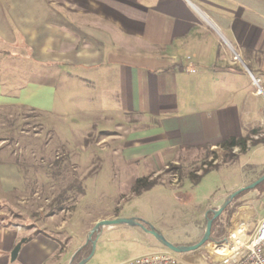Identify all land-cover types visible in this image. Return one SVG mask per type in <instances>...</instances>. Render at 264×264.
<instances>
[{"label": "crops", "instance_id": "0c3cea01", "mask_svg": "<svg viewBox=\"0 0 264 264\" xmlns=\"http://www.w3.org/2000/svg\"><path fill=\"white\" fill-rule=\"evenodd\" d=\"M224 44L238 54L236 61ZM59 94L81 96L75 111L87 119L96 112L105 122L96 144H109L125 164L149 174L179 152L217 148L257 129L251 138L262 141L234 153L239 181L210 212L264 173V0H0V111L52 114L63 108ZM106 94L112 101L90 98ZM7 157L0 150L1 201L25 190L21 170ZM256 186L238 199L232 222L257 224L264 215V183ZM23 229L0 219V264H67L71 253L63 250L75 239L71 231L57 251L59 239L35 226Z\"/></svg>", "mask_w": 264, "mask_h": 264}, {"label": "rangeland", "instance_id": "374dc122", "mask_svg": "<svg viewBox=\"0 0 264 264\" xmlns=\"http://www.w3.org/2000/svg\"><path fill=\"white\" fill-rule=\"evenodd\" d=\"M224 49L236 61L233 48L224 44ZM90 98L101 104L112 101L113 96L91 95ZM57 100L63 108L52 114L39 116L26 108L0 111V150L9 155L6 159L14 162L15 158L19 159L25 185L21 194L0 199V217L30 232L33 229L27 225L31 223L38 229L36 232L59 239L57 251L68 243L70 236L64 235L71 231L75 239L63 250L66 256L71 253L67 264L89 240L90 246L80 252L75 264L87 256L83 264H120L140 255L169 250L142 227L124 223L103 225L89 239L88 232L94 223L104 219L98 217L111 214L140 219L172 244H193L204 231L206 216L212 217L207 212L210 204L239 181L238 159H223L219 147L179 152L174 162H167L156 174H149L148 169L138 165L125 164L109 144L106 149L103 143L96 144L97 130L104 128L100 125L105 122L96 112L93 113L96 118L87 119L82 117L87 114L75 111L83 105L81 96L59 94ZM238 152V148L232 149V153ZM214 164L218 166L216 169L212 168ZM168 165L179 166L180 170L167 171ZM226 165L234 169L225 172L222 169ZM206 167L210 170L198 183H192L188 174L191 171L199 174ZM143 175L157 177L158 183L136 194L132 191L133 183ZM53 210L56 216L49 218L48 213ZM226 214L220 215L222 222ZM61 219L66 221L63 228L59 226ZM246 222L252 231L255 219ZM231 226L226 227L224 236ZM216 242L217 239H209L192 252L169 251L184 264H194L184 258L194 254L205 259L199 264H221L211 260L216 250L224 247H214Z\"/></svg>", "mask_w": 264, "mask_h": 264}, {"label": "built area", "instance_id": "2783aa9c", "mask_svg": "<svg viewBox=\"0 0 264 264\" xmlns=\"http://www.w3.org/2000/svg\"><path fill=\"white\" fill-rule=\"evenodd\" d=\"M236 59L237 56L235 55ZM189 59V57H187ZM188 69H192L190 66ZM254 83L258 85V79ZM213 246L231 247L228 254L212 258L221 264H264V215L251 231L246 221H235L221 241ZM211 254V252H210ZM214 256L217 254H213ZM120 264H184L171 251L163 250L140 255Z\"/></svg>", "mask_w": 264, "mask_h": 264}, {"label": "trees", "instance_id": "16d2710c", "mask_svg": "<svg viewBox=\"0 0 264 264\" xmlns=\"http://www.w3.org/2000/svg\"><path fill=\"white\" fill-rule=\"evenodd\" d=\"M258 130L257 129H251L250 131H248L247 133L237 136V137H230L224 140H221L218 143V147L220 149L223 150L224 156L223 159H227L229 157V159H233L236 157V155L234 153H232V149L234 147H238L239 152H243L246 147H247V143L249 141L250 145H255L258 142L262 141L261 140H253L251 138V136L255 133H257ZM207 147L209 148V145H205L200 149H207ZM226 161V160H225ZM15 163L17 165V167L21 170V164L19 163V159L15 158ZM212 166V165H211ZM218 166L216 164L213 165L212 168H217ZM180 170L179 166H167V171H173L172 173H174L175 171ZM210 170V168L208 169L207 167L200 172L199 174L196 173V171H191L188 175H189V179L192 183L196 184L200 181V179ZM60 176H62L63 174H59ZM262 175V174H260ZM157 177H151V175H143L141 177H137L133 183L132 186V191L136 194L141 193L142 191L148 190L151 187H153L155 184H157ZM264 183V180L261 181L256 187H259L261 184ZM70 189V188H69ZM73 189V188H72ZM77 191L78 188L76 189ZM250 189H244L242 190L240 193H238L235 197L232 198V200L228 203V205L223 209V211L212 221V225H211V232H210V239H217V242L221 241L225 231H226V227L231 226L232 222V215L233 213L237 210V208L239 207V205L241 204L240 201H238V199L247 191H249ZM60 209L64 210V207L60 206ZM226 212L227 216L226 219L222 222L220 220V215L222 213ZM52 213H56L54 210L50 211L48 213V216L51 215ZM209 216H212V213L209 212L208 213ZM1 219V217H0ZM207 219V216H206ZM32 224H28L27 228H31ZM37 231V230H36ZM35 231V232H36ZM93 236V235H92ZM32 238V234L27 236V240ZM93 238V237H92ZM89 247L90 246V240L84 245L82 246V248L78 249V251H76V253L74 254L71 264H75L74 260L75 258L80 254V252L82 250H84L85 247ZM80 259V258H79Z\"/></svg>", "mask_w": 264, "mask_h": 264}, {"label": "water", "instance_id": "95a60500", "mask_svg": "<svg viewBox=\"0 0 264 264\" xmlns=\"http://www.w3.org/2000/svg\"><path fill=\"white\" fill-rule=\"evenodd\" d=\"M235 54L238 57V54L237 53H235ZM263 179H264V173L262 175H260L255 181L248 184L247 186L241 187V188L231 192L225 198V200L222 202V204L220 206H218L216 209H211L210 212L212 213V217L207 218L205 228H204V231H203L201 237L193 244H189V245L172 244V243L168 242L167 240H165L161 235H159L158 232H156L152 226H146L142 220L137 219L135 217H114V218H104V219L97 220L94 223V225L92 226V228L89 230L88 238L90 239L92 234L95 232H98L99 229L103 225L124 223V224H127L129 226H135L136 225V226L142 227L145 231L153 234L157 238V240L162 245H164L167 249H169L175 253H186V252L195 251V250L199 249L206 241H208L210 239L211 225H212L213 219H215L223 211V209L228 205V203L232 200V198L235 197L238 193H240L244 189L254 188ZM25 240H26V238L23 237L14 245V247L12 248V250L10 252V260L11 261H13L16 258L17 253L20 249V246ZM92 245H94V242H92ZM87 258H88V256L86 258H84L83 260H81L80 262H78L77 264H83L87 260ZM69 264H71V263H69Z\"/></svg>", "mask_w": 264, "mask_h": 264}, {"label": "bare ground", "instance_id": "6f19581e", "mask_svg": "<svg viewBox=\"0 0 264 264\" xmlns=\"http://www.w3.org/2000/svg\"><path fill=\"white\" fill-rule=\"evenodd\" d=\"M217 247H219V246H217ZM220 247H222V246H220ZM230 250H231V247H229L227 249V247L224 246L222 250H216V253H214V254H217V255H215L214 258H219L221 256H224V255L228 254Z\"/></svg>", "mask_w": 264, "mask_h": 264}]
</instances>
